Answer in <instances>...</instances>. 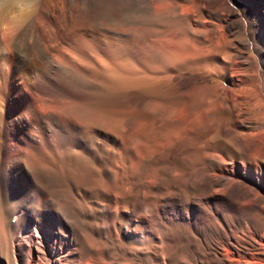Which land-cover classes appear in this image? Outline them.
Here are the masks:
<instances>
[{"label":"rangeland","instance_id":"rangeland-1","mask_svg":"<svg viewBox=\"0 0 264 264\" xmlns=\"http://www.w3.org/2000/svg\"><path fill=\"white\" fill-rule=\"evenodd\" d=\"M70 1L34 88L0 52V264H264V0Z\"/></svg>","mask_w":264,"mask_h":264},{"label":"bare ground","instance_id":"bare-ground-1","mask_svg":"<svg viewBox=\"0 0 264 264\" xmlns=\"http://www.w3.org/2000/svg\"><path fill=\"white\" fill-rule=\"evenodd\" d=\"M16 1V0H14ZM39 1V0H38ZM106 1V0H105ZM110 1V0H109ZM124 1V0H123ZM122 1V2H123ZM162 1V0H159ZM165 1V0H164ZM163 1V2H164ZM115 4V1H113ZM118 2V1H117ZM121 3V1H119ZM126 2V1H125ZM124 2V4H125ZM6 3V2H5ZM41 3L44 6V12H40V11H35L33 17L29 20V22L21 24L20 26H14L15 22L14 21H10L7 17H4V15H2V13L0 12V38H1V42H0V52H4L5 57L2 58L1 63L5 62L7 64V70L16 78V80H18L19 82V88L22 90H29L34 88V84L35 81L42 78V76H44L41 71L42 67L46 68V66L50 67V69L52 70L54 67H56L54 64H62L61 62V58H60V52L61 50H59L57 48V44L54 43H49V40L47 38V30H51V32H54V34H56L57 36V40H61L65 41L64 39V34H62V30L64 27V23L63 21H61L63 19L64 22L66 23H70L72 25V28L75 27V20H74V13L72 12L73 10H71V1L70 0H56V3L52 0H41ZM107 3V2H105ZM153 3V2H152ZM156 4L154 6L157 5V2H155ZM162 3V2H160ZM178 3H181L178 1ZM176 1L173 2H166L162 3V5L165 7V9L169 12H177V4ZM40 4V3H39ZM109 4V3H108ZM106 5L109 6L110 5ZM110 4H112V2L110 1ZM117 4V3H116ZM122 4V3H121ZM120 4V5H121ZM123 4V6H124ZM150 4V3H149ZM76 5V4H75ZM85 5V4H84ZM104 5V4H103ZM102 5V6H103ZM119 5V4H118ZM117 5V6H118ZM135 5V4H134ZM184 5V4H183ZM5 6V5H4ZM127 6V5H126ZM104 7V6H103ZM163 7V9H164ZM5 8V7H4ZM39 8V7H38ZM105 8V7H104ZM112 8V7H111ZM117 8V7H116ZM114 7V9H116ZM48 9V10H46ZM118 9V8H117ZM116 9V10H117ZM122 9V8H121ZM124 9V7H123ZM182 9V8H181ZM187 9V8H186ZM38 10V9H37ZM104 10V9H103ZM107 10V7L105 8V12ZM108 10L111 11V9L108 8ZM107 10V11H108ZM115 10V12H116ZM154 10V9H153ZM159 10V9H158ZM4 11V10H3ZM2 11V12H3ZM6 11V10H5ZM99 11V10H98ZM109 11V12H110ZM123 11V10H122ZM133 11V10H132ZM184 11V8H183ZM186 11V10H185ZM108 12V13H109ZM121 12V11H120ZM119 12V13H120ZM155 12V11H154ZM8 13V12H7ZM107 13V14H108ZM119 13H117L118 15H120ZM126 13V12H125ZM186 13V12H185ZM110 14V13H109ZM116 14V15H117ZM157 14V13H156ZM46 16L49 18L50 20V25L48 27L45 26L43 21V16ZM111 15V14H110ZM44 16V17H45ZM113 16V14H112ZM115 16V15H114ZM123 16V14H122ZM176 16V15H175ZM178 16V15H177ZM188 16V15H187ZM115 18V17H114ZM121 18V17H119ZM119 18H117L119 20ZM46 19V18H45ZM117 20V21H118ZM187 20L188 22H190L192 24V22L189 20V18L185 17V14H181L178 18H177V22L182 23L183 21ZM114 21V20H113ZM176 21V20H175ZM116 22V19H115ZM63 23V24H62ZM5 25V27H4ZM182 25V24H181ZM193 26V24L191 25ZM183 27V26H182ZM187 27V26H186ZM180 28L177 27L174 29L175 34L180 33V35L182 34V36H184L183 34L185 33V35H187L188 33L192 34L194 37H199L200 35V31L202 30L201 27H187V28ZM72 30V29H70ZM53 34V33H51ZM70 34V33H69ZM83 36H85V34H83ZM82 36V40H84L85 38ZM67 37V34H66ZM181 37V36H180ZM193 37V38H194ZM81 38V37H80ZM186 38V37H185ZM68 39V38H67ZM182 39V38H181ZM184 39V38H183ZM87 40V39H86ZM86 40L84 41V47L85 49H89L87 46L88 44L86 43ZM171 40V39H170ZM69 41V40H68ZM80 41V40H79ZM66 42V41H65ZM72 42V41H71ZM81 42V41H80ZM89 42V41H87ZM188 42V41H187ZM82 43V42H81ZM59 44V43H58ZM90 44V43H89ZM181 45H175L172 49V53L175 57L179 56H183L184 58H188L189 61L192 60V58H189V54H193V55H199V49H195V50H191L189 49L187 43L185 41H183V43H180ZM203 46H206V40H203L201 43ZM70 46L73 45V43L69 44ZM78 47V46H77ZM197 48V47H196ZM171 51V50H170ZM170 53V52H169ZM171 53V54H172ZM171 56V55H170ZM62 57V56H61ZM72 57V56H70ZM195 57V56H194ZM202 57V56H201ZM73 58V57H72ZM99 58V57H98ZM97 58V59H98ZM173 58V57H172ZM171 58V59H172ZM182 58V57H181ZM70 59V58H69ZM101 59V58H99ZM176 58H174L175 60ZM195 59V58H194ZM187 60V59H185ZM101 61V60H99ZM104 61V58H103ZM107 60H105L106 63ZM177 61V59H176ZM180 61V59H179ZM197 61V60H196ZM109 62V61H108ZM181 62V61H180ZM102 63V62H100ZM111 62H109L110 64ZM115 63V62H114ZM112 63V64H114ZM111 64V65H112ZM118 63L114 64L117 65ZM54 65V66H53ZM108 65V63L106 64ZM113 65V66H114ZM122 66V65H121ZM125 66V65H124ZM67 67V66H66ZM101 67V69H103L105 71L106 74H110V76L114 79H119V76H124L125 73H123V69L122 67H114V68H108L107 67H103V66H99ZM110 67V66H109ZM64 68V67H63ZM124 68V67H123ZM47 69V68H46ZM127 69V68H126ZM125 70V69H124ZM130 70V69H129ZM133 70V69H131ZM128 71V70H127ZM42 72V73H41ZM132 72H135L132 71ZM129 73V72H128ZM132 73H130L131 75ZM140 74V73H139ZM11 75V76H12ZM119 75V76H118ZM128 75L130 77V81H137V75L135 76V74L133 73L132 75L136 77V79L131 75ZM57 76V75H56ZM117 78H115V77ZM122 76V77H123ZM128 76L126 75V77H121L118 81H120L122 83L123 80H126L128 78ZM146 76V75H145ZM48 77V76H47ZM133 77V78H132ZM140 77V76H139ZM132 78V79H131ZM147 78V77H146ZM150 79V78H149ZM153 79V78H152ZM116 80V81H117ZM122 80V81H121ZM142 80V79H141ZM146 79H144L143 81H145ZM115 81V80H113ZM139 81V80H138ZM137 81V85L139 84V82ZM150 81V80H149ZM131 82H128L129 84ZM146 82V81H145ZM154 82V81H153ZM120 83V84H121ZM125 83H127V80L125 81ZM124 83V84H125ZM127 83V84H128ZM149 82H147L146 84H148ZM119 83L117 82V85ZM119 84V85H120ZM123 84V83H122ZM128 84V85H129ZM135 84V83H132ZM131 84V85H132ZM142 84V83H141ZM118 85V86H119ZM143 85V84H142ZM123 86V85H122ZM139 86V85H138ZM136 131V130H135ZM1 149V148H0ZM27 157V156H25ZM24 155L23 157H21L22 161L25 162ZM2 160V159H1ZM11 162V161H10ZM4 165V164H3ZM6 166V165H5ZM27 166V165H26ZM2 215V214H1ZM38 228V227H37ZM36 228V229H37ZM99 261H101V259H99ZM98 264V263H97ZM108 264V263H107Z\"/></svg>","mask_w":264,"mask_h":264}]
</instances>
